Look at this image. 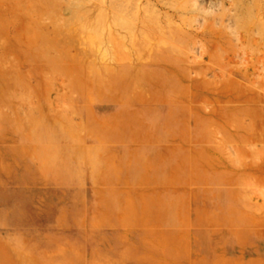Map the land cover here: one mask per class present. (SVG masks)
<instances>
[{
  "label": "rangeland",
  "instance_id": "374dc122",
  "mask_svg": "<svg viewBox=\"0 0 264 264\" xmlns=\"http://www.w3.org/2000/svg\"><path fill=\"white\" fill-rule=\"evenodd\" d=\"M0 73L10 83L9 102H0V264H60L67 254L90 261V233L80 245L49 243L77 233L66 219L55 221L59 213L90 211L89 174L81 187L77 181L58 187L44 180L52 173L46 162L60 150L55 165L73 161L74 170L76 161L90 159L68 154L81 144L100 160L106 155L97 147L112 149L117 167L127 142L92 143L93 124L110 114L103 129L120 135L136 107L122 101L129 114L114 117L123 106L102 100L125 95L142 78L147 97L156 99L145 109L156 117L130 121L147 125V147L185 143L197 161L202 153L211 170L196 171L197 178L229 183L202 190L213 199L226 191L245 224L264 225V0H0ZM96 73L107 77L108 89H88ZM49 115L61 116L71 143L43 139ZM153 125L175 139L156 140ZM135 144L128 146L139 150ZM20 161L25 169L13 166ZM77 188L84 199L75 198Z\"/></svg>",
  "mask_w": 264,
  "mask_h": 264
},
{
  "label": "crops",
  "instance_id": "0c3cea01",
  "mask_svg": "<svg viewBox=\"0 0 264 264\" xmlns=\"http://www.w3.org/2000/svg\"><path fill=\"white\" fill-rule=\"evenodd\" d=\"M155 139L175 138L163 134ZM140 144L138 151H118L123 157L116 173H109V185L91 181L90 211L57 215L55 221L66 219L77 233L70 239H50V244L80 245L83 236L90 233L91 258L87 264H264V225L245 224L239 202L229 201L226 191H220V198L213 199L211 191L202 190L229 186L197 178L196 171L211 170L203 154V161H197V152L185 143H170L160 149L148 148L149 142ZM137 156L145 164L140 172L133 168ZM120 160L124 161L123 166ZM131 176L134 180L129 182ZM117 197L121 201H113ZM233 203L236 212L233 206L229 207ZM71 259L72 263L63 264H85L83 259Z\"/></svg>",
  "mask_w": 264,
  "mask_h": 264
},
{
  "label": "bare ground",
  "instance_id": "6f19581e",
  "mask_svg": "<svg viewBox=\"0 0 264 264\" xmlns=\"http://www.w3.org/2000/svg\"><path fill=\"white\" fill-rule=\"evenodd\" d=\"M99 70V69H98ZM105 72V71H104ZM8 73V72H7ZM84 73V72H83ZM94 73V71H92V74ZM6 74V73H5ZM91 74V76H92ZM83 76L85 77V75L83 74ZM124 76V75H123ZM93 77V81L90 82V84L88 85V89L90 91H97V92H101L103 91L104 89H108L110 87V84L107 83V77L106 79L103 78V75H101V73H96ZM109 77V75H108ZM125 77V76H124ZM123 78V77H122ZM142 78V77H141ZM91 79V77H90ZM84 81V80H83ZM130 83V82H129ZM85 85V84H84ZM10 86V83L7 82V79L6 77L0 73V102L2 104L6 103V102H9L8 100H10L6 94H4L5 92V89L8 88ZM147 86H148V83H147V79L146 78H142V79H139V81H135V82H131L128 86V89H127V92L125 95H108L107 96V100L106 99H103L102 101H104L103 103L105 102H108V103H117L121 106H123L124 109L120 108V109H115L114 111V117H119L120 115L122 116L123 114H129L128 112H126V107L123 103L125 102H122V101H128L133 103L134 106L136 107V109L134 110L133 113L129 114L130 117V120L134 119V120H143L144 118H146L145 120H147V117H150L152 118V120H155V115L154 114H151L152 112L151 111H148L145 109V105L146 104H149V102H152V101H156V99L152 98V97H147L146 95V92H147ZM17 87V86H16ZM18 88V87H17ZM86 89V86L84 87ZM156 88V87H155ZM84 90V89H83ZM122 90V89H121ZM18 91V90H17ZM86 92V91H85ZM155 92V91H154ZM154 96L158 97L160 95V93L158 94V92L154 93ZM157 94V95H155ZM105 98V97H104ZM159 98V97H158ZM20 102V101H19ZM17 103V102H16ZM64 103V102H63ZM122 103V104H121ZM14 105V104H13ZM11 106V105H10ZM98 106V105H97ZM92 107V106H91ZM95 107V106H94ZM116 108V106H115ZM139 108V109H138ZM112 110V109H111ZM128 111V110H127ZM183 112V111H182ZM170 113V112H169ZM184 113V112H183ZM151 114V115H150ZM150 115V116H148ZM51 117V115H49ZM48 116V117H49ZM106 116H110V114H104L102 115L101 117H98L97 121L94 122L95 124L94 127L97 129L96 132H93V136L91 138V142L92 143H99L101 141V139H104V140H116V141H120L122 144L127 142V147H124L126 148V150L124 148L122 149H118V151L122 152L123 154H126V153H130V151H138V147L136 149H131V147H129L128 145L131 143H142L144 145V143H148V140L145 139V136L142 135V133H148L146 132L147 130H144L145 127L147 126L144 122H141V124H138V128H136V124L137 123H133L132 121H128L126 120V122L121 126L123 128V131L120 135H117V133L113 134L111 133V131H106L105 129H103V123L105 124V120L106 119H109L110 117H106ZM155 116V117H154ZM127 117V116H126ZM3 118V117H2ZM128 118V117H127ZM122 119V118H121ZM151 120V119H150ZM190 120V119H189ZM50 122H48V125L47 127L44 129L43 133H42V137L45 141H49V142H54V143H57V142H67V143H71V141H73V136L71 135V132L69 130V127L67 126V124L61 119V116L60 115H57L55 117H51V119H49ZM122 122V121H121ZM139 122V121H138ZM258 122V121H257ZM152 123V122H151ZM158 123V122H157ZM119 124V123H118ZM133 124L135 126H133ZM145 124V125H143ZM92 125V126H93ZM113 125V124H112ZM189 125V124H188ZM102 127V130L100 131L99 128ZM153 127L155 128L156 126L153 125ZM157 128V127H156ZM155 128V129H156ZM11 132H9V134L11 135V137H13L14 139L16 138L17 141L18 139H20V135H16L17 131H16V128L13 129V128H10ZM153 130V128H152ZM153 134L157 137V135L159 134L158 133V128L153 132ZM157 134V135H156ZM117 138V139H116ZM16 141V140H14ZM161 141V140H159ZM135 144V145H136ZM157 144V143H156ZM138 146V145H137ZM81 144L78 146V147H71L69 149V155L70 157L72 156H84L85 157L88 155L90 157V159H85L83 161H76V165H75V169L73 170V166H74V162L73 161H70L68 163H65L64 165H61V166H56L55 164V160L57 159L58 157V153H60L61 151L60 150H56V151H52L50 157L48 158L47 162H46V166H48V170H51V175L47 176L45 175L44 176V180L47 181V183H53V184H56L58 187L59 186H62V185H65V184H69V183H73L75 181H77V184L81 187L82 183H84L86 181V177H88L86 175V172L87 174H89V177H90V180H94L96 182H103V183H106L107 185H109V183L111 182V177H109V173H112L114 168L115 167V163H114V160H113V150L110 149V148H105V147H97L99 149V151H102L105 153V157L102 158L101 160L98 159V157H94L96 156L95 154V148H93V153H85L83 150H81ZM141 147V146H140ZM200 148V147H199ZM97 149V150H98ZM160 149V148H158ZM157 149V150H158ZM87 150V149H86ZM116 151V150H115ZM114 151V152H115ZM160 151V150H159ZM170 152V151H169ZM141 153V152H140ZM174 153V152H173ZM117 154V153H116ZM202 154V153H201ZM199 155V156H202V155ZM154 155V153L152 154ZM211 155V154H210ZM140 156V155H139ZM143 156V155H142ZM160 156H161V153H160ZM177 156V155H176ZM135 158V157H134ZM120 159V158H119ZM118 159V160H119ZM152 159V158H151ZM117 160V161H118ZM122 160V159H121ZM120 160V166H123V162L124 161H121ZM144 160V159H143ZM180 160V159H179ZM130 161V160H129ZM133 161V160H131ZM130 161V162H131ZM159 161V160H158ZM171 161V160H169ZM184 161V160H183ZM151 162V161H150ZM187 162V161H186ZM189 162V161H188ZM135 165H133L135 168V170H138L139 172L142 170V167L141 165H145L143 164L140 159L138 158L137 156V160L136 162H134ZM133 163V164H134ZM147 163V162H146ZM117 164V163H116ZM149 163H147L148 165ZM193 164V163H192ZM191 164V165H192ZM13 165V163H12ZM171 165V164H170ZM19 169H22V168H26V166L23 165V163L20 161L18 162L17 164L13 165ZM30 167V165H28ZM27 166V168H28ZM129 166V165H128ZM190 166V165H189ZM206 166V165H205ZM145 167V166H143ZM153 168V167H152ZM165 168V167H164ZM224 168V167H223ZM129 169V168H128ZM155 169V168H154ZM218 169V168H217ZM220 169V168H219ZM75 171L76 175H72V174H69L68 176H63V175H55V172H58L59 173H62V171ZM145 170V169H143ZM150 170V169H149ZM163 170V169H162ZM209 171V170H208ZM127 172V171H126ZM130 173V172H129ZM134 173V172H132ZM136 173V172H135ZM152 173V172H151ZM167 173V172H166ZM124 174V173H123ZM164 174V173H163ZM125 175V174H124ZM139 175V174H138ZM153 175V174H152ZM136 176V175H135ZM151 177V176H150ZM167 177V176H166ZM164 179V178H163ZM129 180V179H128ZM131 180H134L133 177L131 176L130 177V181ZM178 180V179H177ZM180 180V179H179ZM197 180V179H196ZM165 180H162V182L164 183ZM139 183V182H138ZM162 183V184H163ZM67 184V185H68ZM159 184V183H158ZM167 184V183H165ZM154 186V185H153ZM166 186V185H165ZM173 186V185H172ZM177 187V186H175ZM87 188V187H86ZM171 188V187H170ZM124 189V188H123ZM127 189V188H126ZM166 189V188H165ZM168 189V188H167ZM88 190V189H87ZM86 190V191H87ZM141 191V190H140ZM168 191V190H167ZM67 193V192H66ZM97 193V191H96ZM127 193V192H126ZM155 193V192H154ZM205 193V192H204ZM88 194V193H87ZM136 194V193H135ZM170 194V193H169ZM75 198L77 197H80L84 199V190H82V188H77L76 192H75ZM87 196V195H86ZM90 196H91V192H90ZM113 196V195H112ZM127 196V195H126ZM167 196V195H166ZM160 197V196H159ZM70 198V197H69ZM97 198V197H96ZM151 198V197H150ZM2 199V197H1ZM65 199V198H64ZM113 199V198H112ZM154 199V198H153ZM160 199H162L160 197ZM105 200V199H104ZM120 200L118 197L116 199H113V201H118ZM152 200V199H151ZM164 200V199H163ZM178 200V199H177ZM69 201V200H68ZM82 201V200H81ZM80 201V202H81ZM121 201V200H120ZM147 201V200H146ZM60 202V201H59ZM79 202V203H80ZM156 202V201H155ZM161 202V201H160ZM73 203V201L71 202V204ZM122 203V202H121ZM158 203V202H157ZM179 203V202H178ZM187 203V202H186ZM66 204V203H65ZM78 204V203H77ZM81 204V203H80ZM162 204V202H161ZM1 205V204H0ZM56 205V204H55ZM60 205V204H59ZM49 206V205H48ZM154 206V205H153ZM152 206V208H153ZM157 206V205H155ZM178 206V205H177ZM17 207V206H16ZM148 207V206H147ZM7 208V207H5ZM18 208V207H17ZM74 208V207H73ZM158 208V207H157ZM11 209V208H10ZM20 209V208H19ZM178 209V208H177ZM6 210V209H5ZM42 210V209H40ZM152 210V209H151ZM7 211V210H6ZM14 211V210H13ZM24 211V210H23ZM56 211V210H55ZM106 211V210H105ZM177 211V210H176ZM3 212V211H2ZM16 212V211H15ZM18 212V211H17ZM126 212V211H125ZM11 213V212H10ZM55 213V212H54ZM184 213V212H183ZM47 214V213H46ZM45 214V217L47 216ZM151 214V213H150ZM149 214V215H150ZM43 215V214H42ZM130 215V214H129ZM8 216V215H7ZM14 216V215H13ZM161 217V216H160ZM44 219V218H42ZM52 219V217H51ZM160 220V219H159ZM41 221V220H40ZM19 222V221H18ZM37 222V221H36ZM159 222V221H158ZM34 223V222H33ZM160 223V222H159ZM21 225V223H20ZM34 225V224H32ZM37 225V224H35ZM42 225V223H41ZM44 225V224H43ZM46 225V224H45ZM50 225V224H49ZM53 225V224H52ZM16 226V225H15ZM40 226V225H39ZM162 227V226H161ZM159 228V227H158ZM51 230V229H50ZM46 231V230H45ZM49 231V230H48ZM102 231V230H101ZM117 231V230H116ZM41 232V231H40ZM70 232V231H69ZM74 232V231H73ZM25 233V232H24ZM72 233V232H71ZM96 233V232H95ZM10 234H13V233H10ZM41 234V233H40ZM43 234V233H42ZM70 234V233H69ZM136 234V233H135ZM9 235V234H8ZM17 235H20V234H17ZM36 235H38L36 233ZM73 236V235H72ZM41 237V236H39ZM79 237V236H78ZM136 237V236H135ZM26 238V237H25ZM35 238V237H34ZM133 238V236H132ZM44 239V238H43ZM80 239V238H79ZM97 239V238H96ZM113 240V238H112ZM41 242V241H39ZM135 242V241H134ZM33 243V242H32ZM35 243V242H34ZM43 243V242H42ZM41 243V244H42ZM54 243L50 244V245H53ZM24 245H26L29 249H31V243H27ZM45 245V244H44ZM140 246V244H139ZM142 249V248H141ZM88 250V249H87ZM105 250V249H104ZM31 251H34V250H31ZM238 253V252H237ZM111 254V253H110ZM87 256V255H86ZM72 257H68L66 255L63 256L62 258V261L59 262V263H72Z\"/></svg>",
  "mask_w": 264,
  "mask_h": 264
}]
</instances>
